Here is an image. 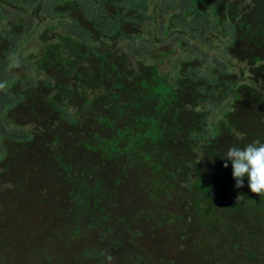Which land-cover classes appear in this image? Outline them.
<instances>
[{"label": "trees", "instance_id": "16d2710c", "mask_svg": "<svg viewBox=\"0 0 264 264\" xmlns=\"http://www.w3.org/2000/svg\"><path fill=\"white\" fill-rule=\"evenodd\" d=\"M257 139L264 0H0L3 261L264 264Z\"/></svg>", "mask_w": 264, "mask_h": 264}, {"label": "clouds", "instance_id": "9594fccd", "mask_svg": "<svg viewBox=\"0 0 264 264\" xmlns=\"http://www.w3.org/2000/svg\"><path fill=\"white\" fill-rule=\"evenodd\" d=\"M222 158L225 160V168L229 166L228 161H231L237 188L244 186V177L247 176L251 191L264 196V142L257 139L243 148L232 146Z\"/></svg>", "mask_w": 264, "mask_h": 264}, {"label": "rangeland", "instance_id": "374dc122", "mask_svg": "<svg viewBox=\"0 0 264 264\" xmlns=\"http://www.w3.org/2000/svg\"><path fill=\"white\" fill-rule=\"evenodd\" d=\"M182 54L183 56L185 55V53H186V51L183 49V48H180L179 50H178V54ZM174 56H176V55H174ZM98 57L100 58L99 59V61H96L94 58H93V60H91V62H92V67H91V70L92 71H98V72H104L105 73V75L106 74H108L109 76H111V77H113V71H114V68H115V66H116V61H117V59L116 58H113V57H111V56H101V55H98ZM172 61V60H171ZM83 70L85 71V72H87L88 70H87V68L86 67H83ZM251 81L252 79L249 77V79H248V81ZM255 85H257V84H255ZM148 92V91H147ZM147 92H144V91H142V94H146ZM257 94H259V91H257ZM130 95V94H129ZM129 95H127V96H129ZM140 95L141 94H139V93H136L135 94V96L134 97H128V98H130L129 100H130V110L133 108V106H132V104H133V101H139L140 99ZM119 133H120V130L118 131H116V133L113 135V137H112V140H113V142L114 141H116V139L118 138V136H119ZM110 138V137H109ZM152 138H155L154 136H152L151 137V139ZM129 139L130 138H128L127 139V141H126V143L129 141ZM110 140V139H109ZM109 143V142H108ZM110 144V143H109ZM109 147V146H108ZM107 147V148H108ZM127 157V156H126ZM113 161V160H112ZM98 162V161H97ZM135 162H141L142 164L144 163V162H142L141 160H136ZM102 163H101V161H99L98 162V165L100 166ZM139 168H141L139 165L137 166V169H139ZM142 169H144V167L142 168ZM3 215V214H2ZM5 249L2 247V248H0V253H1V255H2V252L4 251ZM7 254H10V255H13V254H17V252L15 251V252H9V253H7ZM20 257H22V256H20V255H18L16 258L15 257H13V259L14 260H17V262H20L21 260L19 259ZM23 260V259H22ZM13 261V260H12ZM0 264H9V263H7V261H3L2 259H0ZM154 264H157V263H154Z\"/></svg>", "mask_w": 264, "mask_h": 264}, {"label": "water", "instance_id": "95a60500", "mask_svg": "<svg viewBox=\"0 0 264 264\" xmlns=\"http://www.w3.org/2000/svg\"><path fill=\"white\" fill-rule=\"evenodd\" d=\"M224 203H221V205H223ZM226 205V204H225Z\"/></svg>", "mask_w": 264, "mask_h": 264}]
</instances>
